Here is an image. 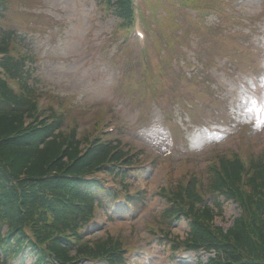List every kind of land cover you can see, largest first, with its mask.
<instances>
[{"label": "rangeland", "instance_id": "obj_1", "mask_svg": "<svg viewBox=\"0 0 264 264\" xmlns=\"http://www.w3.org/2000/svg\"><path fill=\"white\" fill-rule=\"evenodd\" d=\"M218 1L197 0L217 8L200 13L198 25L180 2L168 1L167 12L179 13L161 23L164 3L147 9L148 19L142 6L149 71L137 41L116 33L119 23L100 0H6L0 10V27L14 32L17 52L26 54L24 74L40 98L67 111L61 129L92 138L104 119L102 130L116 128L111 136L130 152L126 177L91 174L116 192L84 233L90 240L119 235L127 264H198L193 251L174 256L171 240L149 232L160 225L181 240L189 231L184 218L157 223L167 207L160 190L192 173L203 180L217 156L264 155V0H222L223 13ZM216 214L214 223L227 229L240 212L223 201ZM27 251L9 264H29Z\"/></svg>", "mask_w": 264, "mask_h": 264}, {"label": "trees", "instance_id": "obj_2", "mask_svg": "<svg viewBox=\"0 0 264 264\" xmlns=\"http://www.w3.org/2000/svg\"><path fill=\"white\" fill-rule=\"evenodd\" d=\"M106 2L122 28L132 24L131 0ZM6 4L0 0V10ZM13 34L0 27V66L19 85L15 93L0 76V264H9L24 244L36 255L33 264H80L82 258L127 264L122 240H90L83 229L112 197L86 175L127 173L118 166L130 165L131 156L119 141L78 136L73 126L62 130L67 111L53 109L56 101L49 97L48 119H37L41 94L24 74L27 57L17 52ZM206 170L203 180L192 173L186 182L160 190L170 205L157 223H172L182 214L190 218L186 238L174 240L171 247L210 253L201 264H264V155L254 156L248 165L237 153L221 155ZM205 195L213 199L212 207ZM220 198L237 202L241 212L226 230L214 224ZM161 229L167 237L166 227Z\"/></svg>", "mask_w": 264, "mask_h": 264}]
</instances>
